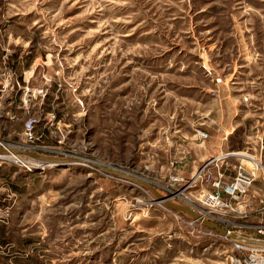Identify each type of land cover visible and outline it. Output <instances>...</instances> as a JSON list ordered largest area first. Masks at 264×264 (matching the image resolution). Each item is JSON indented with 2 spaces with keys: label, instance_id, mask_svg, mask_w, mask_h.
<instances>
[{
  "label": "rangeland",
  "instance_id": "rangeland-1",
  "mask_svg": "<svg viewBox=\"0 0 264 264\" xmlns=\"http://www.w3.org/2000/svg\"><path fill=\"white\" fill-rule=\"evenodd\" d=\"M29 119L71 162L0 161V264H231L223 234L96 163L199 210L251 157L229 218L264 222V0H0V139L27 145Z\"/></svg>",
  "mask_w": 264,
  "mask_h": 264
},
{
  "label": "built area",
  "instance_id": "built-area-1",
  "mask_svg": "<svg viewBox=\"0 0 264 264\" xmlns=\"http://www.w3.org/2000/svg\"><path fill=\"white\" fill-rule=\"evenodd\" d=\"M24 126V135L27 142L25 144L27 145H18L14 147L36 151L35 149L37 146L34 144L37 139L35 134V120L29 119ZM200 136L205 137L204 134H201ZM0 146L4 148L13 147L11 144L4 142L1 139ZM21 156L25 155L0 154V161L10 160L16 162L21 164L23 169L29 171L35 165L44 166L43 162H39L41 161L40 159L31 156H25L28 158L24 159L21 158ZM247 160L248 162H251V160L254 162L255 159L251 157H248V159H241L234 180L223 185V187L221 186L219 179H214L212 182L210 181L211 175L209 170L197 173L192 176L190 180H187L183 175H172L169 177L167 185L175 188L176 184H182L186 185V188H188L197 183L200 179H205L208 175L206 181L209 180L212 187L204 189L205 191L197 198V200L201 202L202 209L195 210L193 207L192 209L196 212L198 211L197 213L203 218L212 220L218 225L221 224L225 226L229 231L234 232L231 229H238L239 233L237 234L239 237L237 238H233L229 234H223L225 238L231 242L234 250L229 256V262L231 264H264V222L261 221L256 225H249L246 222H234L229 218L232 216H238L243 219L248 215L247 212L250 204L243 197L246 196V193L253 184L255 174L244 165L243 162ZM219 176L222 177V174ZM177 192H179V190H177ZM177 192H175L174 195H177ZM209 230V232L212 233V229ZM241 230L245 231V233H241Z\"/></svg>",
  "mask_w": 264,
  "mask_h": 264
},
{
  "label": "water",
  "instance_id": "water-1",
  "mask_svg": "<svg viewBox=\"0 0 264 264\" xmlns=\"http://www.w3.org/2000/svg\"><path fill=\"white\" fill-rule=\"evenodd\" d=\"M0 154H22L28 157H33V158H37L40 159L44 162H49V163H58V162H62V161H69L71 162V159H66V158H62V159H57V158H53V157H49V156H45L43 154H40L36 151L33 150H26V149H22L19 147H10V148H4L2 146H0ZM97 166L102 169L103 171H106L107 173H113L116 174L124 179H129L141 186H146L149 188V190H151V192L154 194L156 201H161L164 202L166 207L174 210V211H181L185 214H187L188 216L193 217L194 219H197L199 221H201L206 227H209L211 229H214L215 231H218L221 234H229L231 237L233 238H237L239 237V235L235 232L229 231L226 228H222L220 225H218L217 223H215L212 220H207L205 218H203L202 216H200L195 210L191 209L190 207H188L185 204L179 203V202H174L172 200L169 199V197L167 195H164L163 193H161L160 191H158L154 186H152V184L150 182H148L145 179H140L136 176H132L130 174H124L120 171L114 170V169H108L103 167L102 165H100L99 163H96Z\"/></svg>",
  "mask_w": 264,
  "mask_h": 264
},
{
  "label": "trees",
  "instance_id": "trees-1",
  "mask_svg": "<svg viewBox=\"0 0 264 264\" xmlns=\"http://www.w3.org/2000/svg\"><path fill=\"white\" fill-rule=\"evenodd\" d=\"M16 55H17V54H15V55L13 54V55H11V56H16ZM11 58H12V57H11ZM11 58H10V59H11ZM17 59H18V58H17ZM17 59H16V62H19ZM30 62H31V61H27V64H26V65H29ZM16 189H18L20 192H23V189H22V188H16ZM1 241H2V239L0 238V242H1ZM2 242H3V241H2Z\"/></svg>",
  "mask_w": 264,
  "mask_h": 264
},
{
  "label": "bare ground",
  "instance_id": "bare-ground-1",
  "mask_svg": "<svg viewBox=\"0 0 264 264\" xmlns=\"http://www.w3.org/2000/svg\"><path fill=\"white\" fill-rule=\"evenodd\" d=\"M253 164V162H251Z\"/></svg>",
  "mask_w": 264,
  "mask_h": 264
}]
</instances>
